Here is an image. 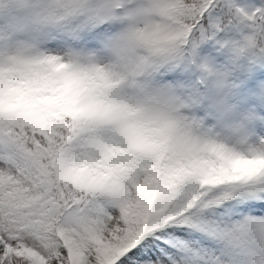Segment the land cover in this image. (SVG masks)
I'll return each mask as SVG.
<instances>
[{
  "label": "snow or ice",
  "instance_id": "snow-or-ice-1",
  "mask_svg": "<svg viewBox=\"0 0 264 264\" xmlns=\"http://www.w3.org/2000/svg\"><path fill=\"white\" fill-rule=\"evenodd\" d=\"M0 264H264V0H0Z\"/></svg>",
  "mask_w": 264,
  "mask_h": 264
}]
</instances>
